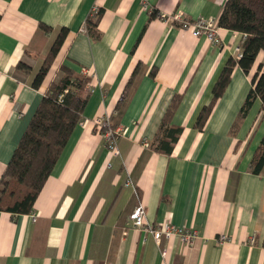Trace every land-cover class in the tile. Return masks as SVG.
<instances>
[{"label": "crops", "instance_id": "crops-1", "mask_svg": "<svg viewBox=\"0 0 264 264\" xmlns=\"http://www.w3.org/2000/svg\"><path fill=\"white\" fill-rule=\"evenodd\" d=\"M226 1L0 0V178L49 84L64 68L92 77L83 119L33 212L0 211V264H264V167L251 172L262 99L240 115L264 51L248 74L234 67L200 129L244 35L219 27L216 44L168 20L218 21ZM95 8L98 39L86 30ZM176 96L170 125L181 133L165 153L157 135ZM100 118L121 129L118 155L96 128ZM138 206L148 223L194 228L199 239L192 248L178 238L156 244L133 226Z\"/></svg>", "mask_w": 264, "mask_h": 264}, {"label": "trees", "instance_id": "trees-1", "mask_svg": "<svg viewBox=\"0 0 264 264\" xmlns=\"http://www.w3.org/2000/svg\"><path fill=\"white\" fill-rule=\"evenodd\" d=\"M101 15L102 10H98L96 18H90L87 22L86 30L95 39L100 37L97 27ZM157 15L158 12L153 11L152 17ZM218 25L244 35L242 55L230 59L226 64L215 86L212 103L198 118L200 129L205 125L213 103L221 97L228 86L234 67L239 65L248 74L259 53L264 51V0H227L218 19ZM18 68L27 66L20 62ZM64 71L65 74L60 80L49 84L20 144L0 178V211L15 215L33 212L39 194L75 128L83 119L89 99V93L84 90L90 85L92 77L78 75L67 68H64ZM258 97L263 101L264 110V64L259 66L252 79V88L241 108V117L246 115ZM179 99V96L175 97L157 135L159 142L157 150L165 153L171 152L173 143L181 133V129L170 125ZM124 100L125 95L116 109V114L121 113ZM103 132L104 130H101V133ZM263 167L264 137L253 157L251 172L260 174Z\"/></svg>", "mask_w": 264, "mask_h": 264}, {"label": "built area", "instance_id": "built-area-1", "mask_svg": "<svg viewBox=\"0 0 264 264\" xmlns=\"http://www.w3.org/2000/svg\"><path fill=\"white\" fill-rule=\"evenodd\" d=\"M144 8L150 10L148 2L144 3ZM98 8H95L92 15L98 12ZM173 23H178L180 28L190 32L195 37L205 36L212 42L219 44L221 38L218 34V21L213 18L200 17L195 20H188L179 15L173 16L168 19ZM242 53L239 54L238 58L241 57ZM87 76H91L89 71H85ZM110 121L105 118H100L95 121L96 128L98 131L104 130L102 133L108 148L115 154L118 155L119 151L116 147L117 138L121 135V129L118 127H111ZM131 181H128L126 185H130ZM133 226L139 230L144 231L146 234L151 235L155 240L156 244L161 245L164 240L171 238H178L180 243L186 248H192L196 241L199 239V234L194 228L179 227L172 222H165L159 226H154L146 221V212L143 206H138L131 214ZM228 239L227 235H220L219 242H225ZM254 242V239L251 240Z\"/></svg>", "mask_w": 264, "mask_h": 264}]
</instances>
